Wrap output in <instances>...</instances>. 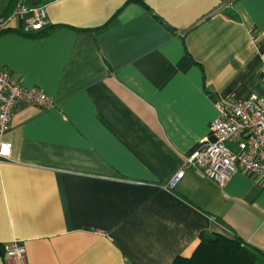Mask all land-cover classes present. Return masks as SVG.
<instances>
[{
  "label": "crops",
  "instance_id": "crops-1",
  "mask_svg": "<svg viewBox=\"0 0 264 264\" xmlns=\"http://www.w3.org/2000/svg\"><path fill=\"white\" fill-rule=\"evenodd\" d=\"M25 1L44 6L43 35L12 18L0 70L53 103L13 108L0 264L15 239L27 264H170L204 230L264 252V177L219 186L184 166L213 140L219 98L264 91V0ZM15 2L0 0V16Z\"/></svg>",
  "mask_w": 264,
  "mask_h": 264
},
{
  "label": "built area",
  "instance_id": "built-area-1",
  "mask_svg": "<svg viewBox=\"0 0 264 264\" xmlns=\"http://www.w3.org/2000/svg\"><path fill=\"white\" fill-rule=\"evenodd\" d=\"M15 17L23 18V32L39 31L47 22L44 6L16 0L11 14L0 16V33L10 28ZM250 36L257 48L252 31ZM260 75L264 83V55L260 56ZM17 102L40 107L53 103L41 88L25 87L6 70H0V161L11 158L12 144L5 136L10 130ZM216 108L217 116L210 124L213 140L201 138L200 146L184 158V166L202 168L206 176L219 186H223L236 172H255L264 177V91L242 99L234 96L219 98ZM228 144L235 145V149ZM183 174L184 169H179L163 187L174 189ZM2 264H27L23 241L15 239L4 244Z\"/></svg>",
  "mask_w": 264,
  "mask_h": 264
},
{
  "label": "trees",
  "instance_id": "trees-1",
  "mask_svg": "<svg viewBox=\"0 0 264 264\" xmlns=\"http://www.w3.org/2000/svg\"><path fill=\"white\" fill-rule=\"evenodd\" d=\"M125 2H136L148 8L142 0ZM28 35L37 37L43 35V32ZM170 264H264V252L236 236L227 237L204 230L199 233L192 252L188 256H176Z\"/></svg>",
  "mask_w": 264,
  "mask_h": 264
},
{
  "label": "snow or ice",
  "instance_id": "snow-or-ice-1",
  "mask_svg": "<svg viewBox=\"0 0 264 264\" xmlns=\"http://www.w3.org/2000/svg\"><path fill=\"white\" fill-rule=\"evenodd\" d=\"M38 27V26H37Z\"/></svg>",
  "mask_w": 264,
  "mask_h": 264
}]
</instances>
